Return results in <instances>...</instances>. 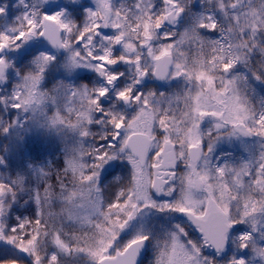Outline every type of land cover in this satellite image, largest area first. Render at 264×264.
<instances>
[{
  "label": "snow or ice",
  "instance_id": "obj_1",
  "mask_svg": "<svg viewBox=\"0 0 264 264\" xmlns=\"http://www.w3.org/2000/svg\"><path fill=\"white\" fill-rule=\"evenodd\" d=\"M0 264H264V0H0Z\"/></svg>",
  "mask_w": 264,
  "mask_h": 264
},
{
  "label": "rangeland",
  "instance_id": "obj_2",
  "mask_svg": "<svg viewBox=\"0 0 264 264\" xmlns=\"http://www.w3.org/2000/svg\"><path fill=\"white\" fill-rule=\"evenodd\" d=\"M5 2L13 4L14 0H5ZM66 3H68V0H55L54 3H53V5H55V8H54V10L52 12H49V13L51 14L53 12L61 10ZM89 3L92 4V6H94L95 5V0H89ZM48 6H49V4H48ZM57 6H59V7H57ZM44 46L45 45L43 43L38 45V47H41V48L44 47Z\"/></svg>",
  "mask_w": 264,
  "mask_h": 264
},
{
  "label": "water",
  "instance_id": "obj_3",
  "mask_svg": "<svg viewBox=\"0 0 264 264\" xmlns=\"http://www.w3.org/2000/svg\"><path fill=\"white\" fill-rule=\"evenodd\" d=\"M54 0H48V2H53ZM54 7H51L50 10H53Z\"/></svg>",
  "mask_w": 264,
  "mask_h": 264
}]
</instances>
